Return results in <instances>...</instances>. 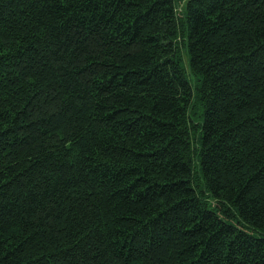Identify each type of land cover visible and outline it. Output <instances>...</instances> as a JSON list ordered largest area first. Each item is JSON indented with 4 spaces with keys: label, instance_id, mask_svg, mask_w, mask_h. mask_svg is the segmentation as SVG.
Listing matches in <instances>:
<instances>
[{
    "label": "trees",
    "instance_id": "obj_1",
    "mask_svg": "<svg viewBox=\"0 0 264 264\" xmlns=\"http://www.w3.org/2000/svg\"><path fill=\"white\" fill-rule=\"evenodd\" d=\"M0 264H264V0H0Z\"/></svg>",
    "mask_w": 264,
    "mask_h": 264
}]
</instances>
